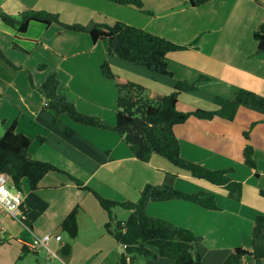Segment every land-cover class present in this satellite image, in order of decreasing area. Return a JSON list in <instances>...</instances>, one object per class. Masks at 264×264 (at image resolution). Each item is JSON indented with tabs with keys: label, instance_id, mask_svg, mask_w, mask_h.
Returning a JSON list of instances; mask_svg holds the SVG:
<instances>
[{
	"label": "crops",
	"instance_id": "obj_1",
	"mask_svg": "<svg viewBox=\"0 0 264 264\" xmlns=\"http://www.w3.org/2000/svg\"><path fill=\"white\" fill-rule=\"evenodd\" d=\"M8 2L10 6H5ZM0 3L5 8L3 12L14 17L30 9L56 14L65 24L111 25L119 21L177 45L195 44L168 55V71L173 76L166 78L108 56L107 44L93 43L85 33L63 30L56 24L31 23L18 41V34L0 19V47L6 42L11 52H27L30 56L24 47L28 46L48 55L52 63L57 60L54 69L47 68L50 74L46 78L55 75L58 91L68 102L80 113L96 117L108 126L113 127L116 122V89L112 81L101 75L99 67L103 61L109 62L118 77L144 87L155 102L173 92L177 81L194 84V90L178 97L176 109L183 113L212 110L215 97L229 99L239 89L264 96V54H257L253 39V33L264 26V8L255 0H212L198 7H192L189 0H143L141 9L106 0ZM14 42L21 44V50L13 48ZM3 55L25 68L13 70L0 58L1 121L7 128L16 122V130L31 139L30 156L60 172L44 177L36 191L23 183L20 213L28 229L0 213V264H122L125 249L105 233L108 215L92 192L107 200L135 203L146 185L166 183L180 192L210 194L219 208L210 211L181 200L149 202L146 206L149 217L190 230L200 238L194 249L202 264H222L235 248L250 249L253 221L258 214H264V198L259 195L264 190L263 115L239 108L232 121L190 117L173 129L181 158L210 170L232 171L229 177L242 185L241 198L236 202L224 189L193 178L159 156H151L147 163L139 162L113 131L74 124L66 115L54 122L53 113L44 110L43 103L40 106L33 94L31 85L37 88L42 82L31 81L29 63ZM31 99L35 103L29 106ZM66 128L74 134L68 137ZM246 146L253 150L255 169L244 163ZM74 208L77 235L74 239L68 237L66 242L60 224ZM113 214L117 221H125L130 213L115 210ZM44 234L59 235L61 240L52 239L47 249L30 251L27 245ZM66 244L71 249L64 256L61 248ZM23 250L26 254L20 258ZM133 264L174 262L138 258ZM240 264H264V259L255 260L248 255Z\"/></svg>",
	"mask_w": 264,
	"mask_h": 264
},
{
	"label": "trees",
	"instance_id": "obj_2",
	"mask_svg": "<svg viewBox=\"0 0 264 264\" xmlns=\"http://www.w3.org/2000/svg\"><path fill=\"white\" fill-rule=\"evenodd\" d=\"M106 1L141 9L143 0ZM210 1L212 0H189L192 7H198ZM255 2L264 8V0H255ZM0 19L18 34L16 38L18 41L21 36L25 35L31 23L44 26L56 24L63 30L85 33L90 36L93 43L105 42L108 56L138 66L151 75L166 78L173 76L168 71V55L195 46L194 43L187 46L177 45L119 21L111 25L65 24L56 14L30 9L24 10L16 17L0 12ZM253 39L257 45V54H264L263 25L253 33ZM13 48L21 50L16 42L13 43ZM0 58L7 66L18 69V65L10 62L1 51ZM99 68L101 75L112 81L116 89L115 125L108 126L100 119L78 112L75 106L58 91L59 82L56 76L50 75L39 88V92L44 95L45 99L43 109L53 113L54 122L60 115H66L74 124L113 131L139 162L147 163L151 156H159L174 167L190 173L193 178L224 189L231 200L236 202L240 200L242 185L229 177L232 171L210 170L181 158L179 142L173 129L185 123L190 117L208 121L216 118L232 121L239 108H245L264 116V96L239 89L232 98L215 97L212 110L197 109L191 113H183L176 109L178 97L182 93L194 90V84L177 81L173 92L161 101L155 102L150 99L144 87L114 74L107 61H103ZM16 125L17 123L14 122L0 137V174L8 175L17 189L21 190L23 183H26L31 191H36L44 177L60 171L53 165L35 160L30 156L31 139L19 133ZM65 134L70 137L74 131L66 128ZM243 157L246 166L255 169L253 150L250 146L244 148ZM72 180L76 186L80 187L78 181ZM83 188L90 191L88 187ZM92 193L100 208L108 215V222L104 226L105 233L125 249L126 256L122 257V264H133L138 258L169 259L174 264H202L201 256L194 249V243L200 238L190 230L176 227L162 219L149 217L146 214V206L149 202L181 200L196 204L206 210L218 211L219 208L212 195L203 192L195 194L180 192L168 183L162 186L146 185L140 191L135 203L115 202L104 199L95 192ZM259 195L264 198V190H260ZM115 208L128 211L130 213L128 218L125 221H117L113 214ZM76 214L77 208L60 224L61 232L70 239H74L77 235ZM250 237L249 250L235 248L222 264H240L248 255L255 260L264 259V214H258L255 217ZM70 249V244H66L61 248V252L67 256ZM24 254H26L25 250L22 251L20 258Z\"/></svg>",
	"mask_w": 264,
	"mask_h": 264
},
{
	"label": "rangeland",
	"instance_id": "obj_3",
	"mask_svg": "<svg viewBox=\"0 0 264 264\" xmlns=\"http://www.w3.org/2000/svg\"><path fill=\"white\" fill-rule=\"evenodd\" d=\"M13 3V1L11 2ZM5 6H10V2H8ZM7 8V7H6ZM2 9H5L2 4L0 3V12L4 13ZM5 14V13H4ZM34 36H38V35H34ZM88 37V36H87ZM89 39V38H88ZM3 42V41H2ZM17 43V42H16ZM21 46V44H19ZM26 48L27 51H30L31 52V55L30 56H27V52L21 54V52L17 51V53H13L11 52L7 46H6V42L5 43H2V46L0 47L1 50L3 48V53L10 59L14 60L13 58H15L18 62L20 63H29V68H28V71L30 74L29 77L31 79V81L34 83V84H39L42 82V84L45 82V80L47 79L46 76L48 74H50V70H48L47 68H51V69H54L56 67V63H57V60H55L54 62L55 63H52L53 60L52 59H48V55H45V54H39L37 52H34L31 47H28V46H24ZM29 52V53H30ZM88 53V52H87ZM108 62V61H107ZM109 63V62H108ZM21 67V70H23L25 68L24 64H20L18 65V70L17 71H20ZM45 67V68H44ZM9 68V67H8ZM44 68V69H43ZM43 69V70H42ZM14 70V69H13ZM52 75V74H51ZM49 77V76H48ZM42 86V85H41ZM34 87L33 85H31V87L33 88L32 91H33V94L39 99V104L40 106H42L41 104L43 103V105L45 104V99H44V95L42 93L39 92V88L41 87ZM35 103L34 99H31L29 102H28V105L29 106H32L33 104ZM31 108V107H30ZM41 109V108H40ZM77 110V109H76ZM78 111V110H77ZM9 113H11L12 111L8 110ZM79 112V111H78ZM82 114V113H81ZM2 115V113L0 112V116ZM84 115V114H83ZM86 116V115H85ZM33 117V116H32ZM67 117V116H66ZM91 117V116H89ZM93 118H96V117H93ZM34 119V118H33ZM98 119V118H97ZM58 125V124H57ZM7 128V125L4 124L2 121H1V118H0V137L3 136V133L5 132V129ZM71 129V128H70ZM41 153V152H40ZM37 157L39 156L36 155ZM82 176H85L84 173H82ZM75 209V208H74ZM73 209V210H74ZM72 210V211H73ZM115 210H118V211H122L123 213H126L125 210H121L119 208L117 209H114L113 210V213H115ZM70 211V213L72 212ZM69 213V214H70ZM63 238L66 242H68L69 238L66 234L63 233Z\"/></svg>",
	"mask_w": 264,
	"mask_h": 264
},
{
	"label": "built area",
	"instance_id": "obj_4",
	"mask_svg": "<svg viewBox=\"0 0 264 264\" xmlns=\"http://www.w3.org/2000/svg\"><path fill=\"white\" fill-rule=\"evenodd\" d=\"M22 202L23 194L21 190L13 185L8 175L0 174V213L10 216L19 224L27 228L24 224L25 217L20 213ZM51 239L60 242L61 237L59 235L53 236L50 234H44L41 237H34L27 247L30 251H34L41 247L47 249V243L50 242Z\"/></svg>",
	"mask_w": 264,
	"mask_h": 264
}]
</instances>
